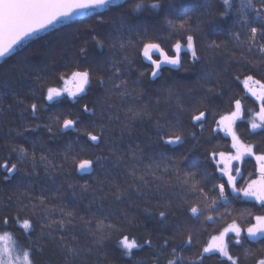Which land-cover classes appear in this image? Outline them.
<instances>
[{
    "label": "trees",
    "instance_id": "1",
    "mask_svg": "<svg viewBox=\"0 0 264 264\" xmlns=\"http://www.w3.org/2000/svg\"><path fill=\"white\" fill-rule=\"evenodd\" d=\"M155 2L110 3L33 36L0 60V163L9 158L14 147L23 146L28 152V157L19 164L20 171L8 181L3 180L7 173L0 169V225L5 216L10 218L7 226H0V233H7L13 242L35 249V264H139L142 261L152 264L157 256L160 264H167L173 247L186 261L195 260L210 237L218 236L233 221L246 228L253 222L252 216L264 214L256 202L237 198L227 186L225 194L229 203L220 204L217 212H212L203 202H197L198 195L187 194L191 181L189 185L183 183L187 173H198L195 179L204 187L209 203L219 197V189L213 190V185L226 184V178L219 171L215 156L230 154L233 148L229 136L213 129L220 116L234 110L236 99L242 100L245 111L252 109L237 121V135L244 144L258 145L257 155L264 153V129H252L249 123L259 111L260 102L242 83L246 76L252 75L264 85V61L258 53L249 52L246 44L229 35L240 33L241 41L247 38L235 11L241 0H232L233 10L224 18L219 16L223 10L221 0H162V8H151ZM138 3L142 7L137 9ZM255 6H260L259 0ZM186 16L192 17L194 28L198 18L205 21L202 31L195 36L198 61L194 62L184 50L179 54L180 65H162L160 74L153 77L149 61L140 54L142 43L126 50L119 47L130 39L136 41L134 33L139 29L152 42L161 44L169 56H174L172 45L177 40L186 44L188 33L177 32L168 20L178 21ZM250 19L253 23L249 26L259 25V18L250 15ZM209 20L217 26L215 31L209 30ZM92 35L104 42L103 48L96 45ZM213 40L225 44L219 49L209 48ZM82 47L86 56L80 53ZM89 67L92 82L86 93L74 98L64 94L53 101L44 100L47 87L61 88L73 71ZM117 68L120 74H116ZM37 76L43 80H36ZM121 81H127L126 87H114ZM17 99H23L24 104L16 103ZM33 102L46 106L33 114ZM84 103L96 110V116L90 117L96 126L87 130L102 137L98 142L71 129L57 133L58 125L50 120L61 113V124L64 118L74 119L80 115ZM205 110L207 118L201 122L203 127L201 123L193 124L191 117ZM46 124L53 127L56 135L48 133L43 127ZM157 124L176 125V134L184 135L186 142L160 144ZM41 156L45 159L41 160ZM96 157L107 159L99 160L86 172L77 170L80 160ZM17 159L12 153L9 164ZM166 163L171 167L166 169ZM149 164L152 170L146 171ZM233 166L243 172L244 179H239L238 188L257 175L255 156L234 160ZM134 169H137L135 177L131 175ZM140 176L148 181L147 186L137 179ZM133 185L141 191H136ZM191 206L205 209L204 216L193 219L185 211ZM161 211L167 213V220L159 217ZM17 213L21 220L27 218L32 222L33 228L28 233L11 219ZM62 213L72 214L66 218L71 223H66L65 230H60L58 223L46 227L51 221L65 219ZM208 215L216 219L205 224L204 217ZM100 222L125 230L130 238H138L142 247L133 249L131 256L124 255L125 250L117 245L120 234L101 233L97 230ZM177 225L195 229L191 246H180L188 233L177 231ZM61 236L65 238L63 242ZM229 238L234 241V234H227L225 240ZM147 239L152 240L151 247L143 244ZM165 239L169 244L161 247ZM245 249L256 255H247ZM230 250L240 258L241 264H255L256 259L264 257V241L248 239L243 246L233 242ZM223 259L218 253H205L201 257L202 264H220Z\"/></svg>",
    "mask_w": 264,
    "mask_h": 264
},
{
    "label": "snow or ice",
    "instance_id": "2",
    "mask_svg": "<svg viewBox=\"0 0 264 264\" xmlns=\"http://www.w3.org/2000/svg\"><path fill=\"white\" fill-rule=\"evenodd\" d=\"M112 2V0H0V57L7 55L10 50L13 49L14 45H17L18 42L34 36L36 33L46 30L48 27L53 26L57 23H62L65 19H70L73 15H80L81 10L96 9L106 7ZM256 0H241L239 8H237L236 14L239 16L238 23L243 25L246 39L241 41L240 33H229L237 42L246 44L247 50L249 52H256L259 54L261 61H264V0H259V7L255 6ZM222 11L219 12L221 18L226 17L233 10L232 0H221ZM142 4L138 3L135 5V8H141ZM162 0H156L155 3L151 5V8H162ZM248 10H251L249 13ZM183 14V13H182ZM211 15V14H209ZM250 15H254L256 18H259L260 23L258 26H249L253 23L250 19ZM102 22V21H101ZM205 21L198 18L196 27L192 26V17L186 16L184 19L178 21L168 20V24L176 29L177 32L188 33L186 35V44H182L180 40H177L175 44L172 45L173 50L177 55L169 56L164 49L161 47V44L152 42L146 35L142 34L139 29L135 31L137 37L136 41L128 40L127 42L120 43L119 47L121 50H126L128 46L134 45L136 43H142L143 47L140 50V54L143 58L149 61L152 71L151 75L153 77L160 74V69L162 65L169 64L173 66H178L181 64V58L179 53L182 49H186L191 52L192 60L198 61L199 57L197 56V48L195 45V36L198 32L202 31L201 25ZM209 30L215 31L216 25L213 21H207ZM94 32L95 29H92ZM131 32L132 29L129 28ZM91 39L95 41L98 47L103 48L104 42L97 39L95 35L91 36ZM87 43V41L85 42ZM225 42L217 44L216 41H211L208 45L209 48L219 49L224 45ZM113 47L115 45H112ZM226 50V46H225ZM80 53L86 56V49L80 48ZM158 53L160 59H153V55ZM243 57V53H241ZM127 59V57H125ZM237 62H239L237 60ZM116 62H113L115 64ZM116 74H120V69H116ZM144 75V73H141ZM36 80L42 81L43 77L37 76ZM61 80H64V77H60ZM70 79L75 85V89L71 90L68 88H58V87H47L44 93L45 101H53L55 98L62 97L65 93L69 97H76L78 94L86 93L88 87L92 82L91 67L84 71H73L71 73ZM239 79V76L236 77ZM251 82V83H250ZM100 83L103 84V77L100 79ZM245 89L253 96L256 100L260 102L259 111L255 112L254 117L249 121L250 127L252 129L261 128L264 129V85L260 84V81L254 80L252 75H248L242 81ZM252 83L260 85L259 91H257ZM127 81H121L119 84L114 85L116 88L126 87ZM16 103L24 104L23 99H17ZM45 104L33 102L31 104L32 113L35 114L39 109L45 107ZM11 107V105H9ZM252 112V109L244 110L241 99H236L234 101V110L227 115L220 116L219 121H217L216 128L213 129V132L223 131L226 136H230L233 143L231 147L235 149V155L231 157L232 160L243 161L245 156L252 157L255 156V159L258 161L257 171L259 173L258 179H248L247 186L243 188H238L236 185L239 182V179H244L243 172L240 167L232 166L231 168H220L219 171L222 173V176H226V184L220 183L218 185H213V190L219 189V197L217 199H211L209 203V197L204 191V187L200 182H197L195 177L198 173H187L186 179L183 181L185 185H189V190L187 194L198 195L200 197L199 202H203L207 208L211 209L212 212H217L220 207V204L223 203L227 205L229 203L227 197L225 196L226 186L231 189L232 192L236 193L237 198H247L248 200L256 202L261 209H264V153L259 155L256 154L255 148L258 145L254 144H244L241 141V138L237 135L235 126L238 120H240L244 115H248ZM58 114L54 117H50L53 125H58L57 133L63 132L64 130L71 129L78 134H82L87 137L88 140L92 142H98L102 137L100 135H93L91 131H88L89 128H94L96 126L95 121L90 119V117L96 116V110L94 107H89L88 103H84L80 109V115L74 119L64 118L63 123H60V116ZM207 118V110L200 111L198 115H193L191 117V122L201 123ZM257 120L259 122H257ZM78 125H83V128L78 127ZM35 127L39 128L40 125ZM48 131V133L56 135L53 133V127L49 125H43ZM103 129V125H100ZM158 132V142L163 145H179L186 142V137L184 135L176 134L177 126L172 124L160 125L157 124ZM201 127L203 124L201 123ZM171 130V131H169ZM188 135H192L189 133ZM12 153H15L18 156V159L15 163L9 164ZM215 155V154H213ZM221 156L224 153H220ZM26 157H28V152L23 146L14 147L9 154V158L4 159L0 163V169L7 173L3 176L4 181H8L10 176L14 173L20 171L19 164ZM31 159L33 162L36 159L35 152L32 153ZM41 160H44L45 157L41 156ZM107 159V157H96L94 159H84L80 160L76 165L78 171L92 169L95 164L101 160ZM169 160L171 158H168ZM159 164L156 165L159 168ZM171 167L170 163L165 164V168ZM134 169L131 175L135 177ZM152 165L149 164L146 167V171H151ZM233 172L235 174H233ZM154 174V173H153ZM140 181L147 186L148 181L144 179L143 176L138 177ZM160 179V177H157ZM136 191H141V189L133 185ZM41 200V204H43ZM35 211V206H33ZM147 211V210H146ZM185 211L190 214L193 219L199 220L200 217L204 216L205 209L198 208L196 206H191L185 208ZM65 216V219L59 221H51L46 227L51 228L53 224H59L60 230L66 229V223H71L70 220H67V217H70L71 213H62ZM159 217L164 220L168 219V215L165 211L159 212ZM9 217L5 216L3 220V225L7 226L9 224ZM11 219L19 225L20 229L25 233H28V230L33 228V224L30 219H20L19 214L12 217ZM216 219L213 215H208L204 217L203 223L207 224L208 222H214ZM253 222L244 228L236 221H233L228 227L220 231L219 235H213L210 237L206 245L200 250L199 254L195 257V260H185V257L177 254L176 247L172 248L171 258L167 259V264H197L199 261L202 264L201 257L205 253H218L219 257H223L220 264H241V260L238 256H234L231 253L230 247L231 243L234 242L235 245L243 246L248 239L255 240L257 242L264 241V214L255 215L251 217ZM97 230L101 233L103 232H118L120 234V239L117 241L118 247L124 249L123 252L126 256H131L133 249H138L142 247V244L138 242V238L131 237L129 234H125V230L117 229L114 224L104 225L102 222L98 223ZM177 231H187V239L180 241V246H191L194 239L195 229L191 226H182L177 225ZM229 233L234 234V241L232 238H229V241L225 240V236ZM51 234V233H49ZM246 234V235H245ZM8 236L5 233L4 236H0V242L5 240V237ZM104 239V236L101 235V240ZM65 238L60 237V241L63 242ZM143 244L152 246V240L147 239L143 241ZM169 244V240L165 239L161 247H166ZM35 249L31 247H25L20 245L18 242L14 241L12 246H9L7 243H4L0 247V264H35L34 259ZM247 255L255 256L256 254L251 251V249H245ZM139 264H147L146 261L139 262ZM152 264H160V259L157 258L152 262ZM255 264H264V257L256 259Z\"/></svg>",
    "mask_w": 264,
    "mask_h": 264
},
{
    "label": "rangeland",
    "instance_id": "3",
    "mask_svg": "<svg viewBox=\"0 0 264 264\" xmlns=\"http://www.w3.org/2000/svg\"><path fill=\"white\" fill-rule=\"evenodd\" d=\"M117 1H121V0H112V2L111 3H114V2H117ZM97 9H100V8H96V9H88V10H81V14L80 15H83V14H86V13H89V12H91V11H94V10H97ZM80 15H73L70 19H65V20H63V22H66V21H69V20H71V19H74L75 17H78V16H80ZM62 22V23H63ZM57 24H59V23H57ZM57 24H54L53 26H50V27H48L46 30H42V31H40V32H38V33H36L35 35H38V34H40V33H42V32H45V31H47V30H49L50 28H52V27H54L55 25H57ZM34 35V36H35ZM33 36H31V37H29V38H27V39H25V40H23L22 42H18V44L17 45H14L13 46V49L12 50H10V52L8 53V54H10L16 47H18L19 45H21V44H23L24 42H26L28 39H30V38H32ZM187 51L186 49H182V51ZM181 51V52H182ZM175 52V51H174ZM190 55H191V52L190 51H187ZM176 53V52H175ZM7 54V55H8ZM180 54V53H179ZM7 55H5V56H7ZM176 55H177V53H176ZM5 56H3V57H0V60L2 59V58H4ZM154 57H158V58H160V56H159V54L158 53H156V54H154L153 55V59H154ZM251 83V82H250ZM252 86L257 90V91H259V89H260V85H256V84H254V83H252ZM61 88H68V89H71V90H74L75 89V85L73 84V82H72V80L69 78V79H65L64 81H63V84H62V87ZM66 94V93H65ZM67 95V94H66ZM254 117V116H253ZM257 122H259L258 120H257ZM224 135H225V133L223 132V131H221ZM230 137V136H229ZM231 138V137H230ZM232 143H233V141H232ZM236 153H235V149H233V152L232 153H230V154H224L223 156H221V155H216L215 156V160H216V162H217V164H218V166L220 167V168H231L232 166H233V161L234 160H232L231 159V157L232 156H234ZM255 162H256V164H257V168H258V161L255 159ZM86 171H88V170H83V171H80V172H86ZM258 176H259V173H258V171H257V175H256V177L254 178V179H258ZM225 178H226V176H225ZM227 179V178H226ZM247 186V183H245V185L243 186V187H246ZM230 191H231V189H230ZM232 192V191H231ZM232 193H234V192H232ZM225 196L227 197V195L225 194ZM228 199V198H227ZM247 199V198H246ZM222 204V203H221ZM5 235V233H0V236H4ZM227 236V235H226ZM226 236H225V238H226ZM4 243H7L9 246H12V244H13V241H12V239L10 238V235L8 234V236H6L5 237V240L3 241V242H0V247H2L3 246V244Z\"/></svg>",
    "mask_w": 264,
    "mask_h": 264
}]
</instances>
